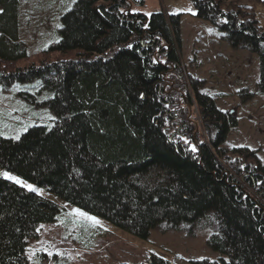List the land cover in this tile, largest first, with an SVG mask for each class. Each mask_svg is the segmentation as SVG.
<instances>
[{"label":"trees","instance_id":"trees-1","mask_svg":"<svg viewBox=\"0 0 264 264\" xmlns=\"http://www.w3.org/2000/svg\"><path fill=\"white\" fill-rule=\"evenodd\" d=\"M191 1L195 16L224 31L231 47L258 55L264 93V26L254 8L264 0ZM19 3L0 0V64L28 58ZM134 4L144 0H76L49 49L77 50L76 59L0 71L4 89L37 81L51 92L45 104L53 114L51 125L0 137V169L140 239L159 226L193 225L212 211L218 225L208 246L225 258L194 264H264V164L248 148L233 151L253 163L224 159L223 143L237 121L196 79L187 96L210 143L200 140L189 111L172 110V78L185 87L179 15L132 13ZM59 213L56 203L0 176V264H33L29 242ZM146 264L172 263L151 255Z\"/></svg>","mask_w":264,"mask_h":264},{"label":"rangeland","instance_id":"rangeland-1","mask_svg":"<svg viewBox=\"0 0 264 264\" xmlns=\"http://www.w3.org/2000/svg\"><path fill=\"white\" fill-rule=\"evenodd\" d=\"M75 1L20 0L19 34L28 58L16 63H1L0 71L24 69L42 61L76 59L77 50L65 53L49 50L60 39L58 31L62 15L73 7ZM254 8L264 26V5L256 4ZM160 11L179 15L181 75L185 87H177L180 78H172L171 84L176 91L172 110L181 116L184 111H189L187 118L196 120L195 131L200 140L210 143V135L203 127L199 111L195 105H189L187 96L193 94L189 80L191 77L196 79L198 88L210 95L221 111L237 121L223 143L226 149L224 159L235 166L242 162L253 163L233 151V148H248L264 164V93L257 86L258 55L231 47L224 31L195 16L191 0H144L143 5L132 6V13L145 16ZM22 93H29V96L23 97ZM50 97L52 93L42 89L37 81L15 83L6 89L0 84V137L18 139L33 125H51L53 114L45 104ZM4 172L7 171L0 169V176L4 177ZM7 173L20 183L10 181L60 208L55 221L37 227V238L26 248L33 264H146L151 255L172 264L225 258L208 246V240L218 225L212 211L193 225L159 226L152 229L146 239H140L67 204L42 187ZM88 217H95L98 223Z\"/></svg>","mask_w":264,"mask_h":264},{"label":"snow or ice","instance_id":"snow-or-ice-1","mask_svg":"<svg viewBox=\"0 0 264 264\" xmlns=\"http://www.w3.org/2000/svg\"><path fill=\"white\" fill-rule=\"evenodd\" d=\"M189 11H191V9H189ZM129 47H131V45H129ZM18 138V137H17ZM193 151H195V148H193ZM5 178H8V179H13V180H16V182L17 183H20V181L18 180V179H16L15 177H12V176H10L7 172H4L3 174H2ZM28 188L29 189H32V186L31 185H28ZM78 211V210H77ZM80 215H86L85 213H80ZM89 219H91V220H93L94 222H97L98 223V221H96V218L95 217H88Z\"/></svg>","mask_w":264,"mask_h":264}]
</instances>
